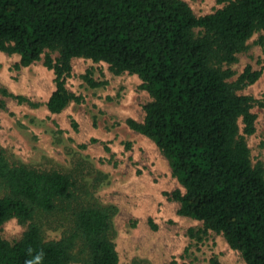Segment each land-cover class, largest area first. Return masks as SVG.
<instances>
[{
    "label": "trees",
    "instance_id": "16d2710c",
    "mask_svg": "<svg viewBox=\"0 0 264 264\" xmlns=\"http://www.w3.org/2000/svg\"><path fill=\"white\" fill-rule=\"evenodd\" d=\"M217 2L196 15L185 0H0V51L19 56L16 68L42 59L53 71L51 113L82 101L65 85L73 58L137 75L150 99L142 120L125 123L167 159L183 187L165 192L177 212L202 221L203 234H222L245 264H264V164L252 161L246 142L255 131L251 108L263 103L238 92L261 72L246 66L231 79L229 67L264 30V0ZM81 77L90 87L105 82L90 70ZM106 178L86 158L67 170L36 168L10 161L0 147V228L10 218L26 225L14 242L0 234V264H119L117 208L95 195ZM47 229L59 237L45 239Z\"/></svg>",
    "mask_w": 264,
    "mask_h": 264
},
{
    "label": "rangeland",
    "instance_id": "374dc122",
    "mask_svg": "<svg viewBox=\"0 0 264 264\" xmlns=\"http://www.w3.org/2000/svg\"><path fill=\"white\" fill-rule=\"evenodd\" d=\"M185 1L196 15L222 5L217 0ZM247 45L229 67L235 72L231 79L246 66L261 72L255 82L238 92L263 103L251 108L256 114L255 131L246 142L252 161L264 164V30L254 32ZM18 59L17 54L0 51V97L5 102L0 110V147L10 161L36 168L67 170L76 159L86 158L93 169L105 173L107 178L95 195L101 203L117 208L112 221L119 264H211V258L219 264H245L222 234L210 229L201 233L202 221L179 214V202L165 194L177 188L183 191V187L156 144L125 123L127 118L142 120V106L150 99L140 88L137 75H116L105 62L73 58L65 85L81 95L82 101L70 102L59 113H51L45 102L54 89L53 71L42 59L16 68ZM87 70L104 84L88 86L81 77ZM2 89L37 105L18 102L4 95ZM25 227L10 218L1 225L0 234L14 242ZM58 237L59 231L45 230V239Z\"/></svg>",
    "mask_w": 264,
    "mask_h": 264
}]
</instances>
